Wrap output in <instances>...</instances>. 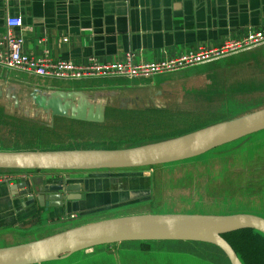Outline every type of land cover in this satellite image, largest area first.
I'll return each mask as SVG.
<instances>
[{
    "label": "crops",
    "instance_id": "obj_1",
    "mask_svg": "<svg viewBox=\"0 0 264 264\" xmlns=\"http://www.w3.org/2000/svg\"><path fill=\"white\" fill-rule=\"evenodd\" d=\"M8 17H20L22 25L8 27ZM263 26L264 0H0V40L10 31L22 36V51L31 57L47 55L76 63L91 58L113 61L127 52L135 54L137 60L166 59L200 46H218ZM19 73L0 67L1 105L12 102L17 107L36 97L48 100L60 96L72 104L82 100L94 106L105 105L106 98L120 89L118 80L124 78L55 83V79ZM68 82L80 83L66 85ZM27 173L28 180L14 182L50 184L60 178L81 176L54 170ZM111 174L88 173L85 181L75 180L85 199L69 205L68 213L59 207L47 208L44 216V208L35 210L19 202L10 188L14 182L0 183V234L8 238L41 223L55 222L58 217L87 215L98 208L139 200L145 194V177Z\"/></svg>",
    "mask_w": 264,
    "mask_h": 264
},
{
    "label": "rangeland",
    "instance_id": "obj_2",
    "mask_svg": "<svg viewBox=\"0 0 264 264\" xmlns=\"http://www.w3.org/2000/svg\"><path fill=\"white\" fill-rule=\"evenodd\" d=\"M8 71L12 70L8 69ZM19 74L25 75L27 73L21 72ZM65 81L67 80L55 79L54 82L62 83ZM118 82L121 84L120 89L115 90L114 96L106 98L104 118L107 108L128 110L154 108L162 113H170L172 116H182L187 111L195 110L203 114H213L214 117L222 121L229 120L260 109L264 105V44L181 71L152 77L121 78ZM78 83L80 82H68L66 85H76ZM226 95L230 99H234L229 104L225 103ZM29 100L28 104H19L17 107L12 102L0 105L5 112L15 113L16 117L25 116L29 119H36L34 126L36 124L43 127L53 125V120L51 122L48 116L43 115L40 108L33 112L37 105L32 99ZM208 110L211 112H208ZM59 122L62 126L66 125L64 121ZM10 123V129H14L13 126L16 124H31L29 121H19L17 123L16 118L11 119ZM110 124L107 122L106 126L109 127ZM67 128H70V126H67ZM6 129L9 130L6 126L4 128L3 126L0 127L1 132L6 131ZM61 130L62 128L58 130L60 135L62 134ZM79 130L83 132L85 138H76L74 141L75 143L79 142L78 145L84 147L88 143H93L94 147L103 148L104 146L100 142L110 140L109 137H106L109 135L113 139H131L130 129H122L120 131L121 136L118 137L112 136L113 132L110 133L109 130H106L105 136L102 138L99 136L103 135V131L96 130L93 125L83 126ZM63 138L68 143L58 144L56 141L59 137H56L57 140H52L53 137L47 138V140L39 139L42 146L40 148L46 150L66 148L71 144L69 143L71 139L65 136ZM60 139H62V136ZM253 140L255 142L248 149L249 152L246 151L247 154L224 159L218 163H207L201 170L197 166L192 167L193 171L190 170L191 167H187L188 170H186V168L180 165L178 167L175 164H172L171 168L168 166V169L166 166L165 170L160 168L163 164H157L151 165L152 169L149 168L151 166L124 168V170H119L122 171L120 173L112 169L70 171L79 174H88L87 172H90L89 174L113 173L111 174L113 176L126 174L145 177V194L142 195L140 200L126 203L119 202L115 207L98 208L87 215H83V213L72 217L69 214L64 219L58 217L55 222L47 225L41 223L42 226L40 227L29 231H18L15 234H10L8 238L0 234V248L10 244L17 245V243L21 244L36 240L48 236L54 231L60 232L79 226V224L126 215L261 214L262 201L258 203L247 192L250 190L251 182L248 181L247 185H244V179L241 181L243 177L250 179L256 176L253 173L254 171H249L252 168L247 165L249 161H242L245 155L252 158L250 162L254 163L253 165L260 163L262 166L264 163L262 159H254L255 157L259 158L257 157L260 155L259 153L264 151V130L253 135L251 143ZM15 142V139L7 140V144L10 145H14ZM243 171L247 173L243 175ZM221 187L222 190L227 189L229 195L232 196L223 197L221 195L222 191H220ZM240 194L246 195L240 197ZM262 200L264 202V198ZM47 211L48 209L44 208L41 216H44ZM93 249L76 251L67 257L36 264H229L218 247L200 241L135 240L100 244L94 246Z\"/></svg>",
    "mask_w": 264,
    "mask_h": 264
},
{
    "label": "water",
    "instance_id": "obj_3",
    "mask_svg": "<svg viewBox=\"0 0 264 264\" xmlns=\"http://www.w3.org/2000/svg\"><path fill=\"white\" fill-rule=\"evenodd\" d=\"M62 100H64L62 102ZM33 102L52 122L56 116L102 122L104 105L82 100L72 104L65 96L36 97ZM264 129V107L236 118L214 123L169 139L117 149L0 150V169L98 171L175 162L203 154L215 147ZM71 177L50 184L14 183L13 195L22 205L67 208L85 199L80 184ZM84 181V180H83ZM16 189V190H15ZM81 193H78V192ZM72 211H76L73 209ZM251 228L264 234V217L251 213L137 214L71 227L29 242L0 248V264H36L67 257L96 245L124 241L185 240L220 248L230 264H243L224 234Z\"/></svg>",
    "mask_w": 264,
    "mask_h": 264
},
{
    "label": "trees",
    "instance_id": "obj_4",
    "mask_svg": "<svg viewBox=\"0 0 264 264\" xmlns=\"http://www.w3.org/2000/svg\"><path fill=\"white\" fill-rule=\"evenodd\" d=\"M233 100L234 99L232 98L230 99L226 95L225 103L229 104ZM222 102H223V98H222ZM262 107H264V105ZM208 112L211 111L208 110ZM214 116L215 115L213 114H203L202 112L195 110L187 111L182 116L180 115L172 116L170 113H162L161 111H158L154 108H143L139 110L107 108V110L105 111L104 121L101 123L73 120L66 117H55L53 119V125L51 126L45 125L43 127L37 124L35 126L33 125L34 122H36V119H29L26 118L25 116L21 118L16 117L15 113L13 114L7 113L3 110V107L0 106V123H2L0 124V127L3 126L4 128L6 126L9 128V130L6 129V131L5 130L3 132L0 131V136H2L0 138V150H46L40 148L42 146L40 145L39 139L47 140V138L50 139L53 137L52 140H57L56 137H59V139L56 141L58 144L68 143L65 140V138H63L64 136L71 139V142H69L71 144L66 148L60 147L53 150L127 148V147L143 145L151 142L161 141L172 137L180 136L188 132L211 125L213 123L222 121L221 119H218ZM15 118L17 120V123L19 121H26V122L29 121L31 124H16L15 126H13L14 129L12 128L13 129L12 130L9 127L11 125L10 120ZM59 121H64L66 125L62 126ZM105 122L111 123L110 126L109 127L106 126ZM86 125H93L96 128V130L103 131V135L99 136L101 138L105 136L106 130H109L110 133L113 132L112 136L115 135L118 137L121 136L120 131L122 129H130L131 139L130 140H123L120 138L113 139L109 135L106 137H109L110 140H102V142H100L104 146L103 148H96L92 145L93 143H88L86 147L79 146L78 145L79 142L75 143L74 139L80 137L85 138L83 132H81L79 129ZM67 126H70V128H67ZM61 128H62L61 130L62 134L60 135V132L58 130ZM260 131L248 134L234 141L215 147L198 156L171 162V163H164L163 165H161L160 168H164L166 170V166L168 169V166L169 168H171L170 166H172V164H175L178 167L181 166L186 168V170H188L187 167H191L190 170H192V167H196V166L198 167L199 170H201L203 169V167H205V164L207 163H218L224 159L226 160L230 158H236L237 156L245 154L246 151L247 153L249 152L248 149H250L251 145L255 142V140H253L251 143L252 136ZM61 136L62 139H60ZM11 139L16 140L14 145L7 144V140L10 141ZM85 141H89V140H85ZM259 154L260 155L257 156L259 158L255 157L254 159L257 160L262 159L264 161V151H262ZM251 159L252 158L250 157L248 158L245 155V158L242 161L243 162L249 161L247 165L252 167L251 170L249 171H254L253 173L256 176L250 179L243 177L241 181L244 179V185H247L248 181L251 182L250 190L247 192H249V195L253 196L252 198H254L258 203L261 201L263 203L262 211L260 210L261 214L259 213L258 214L253 213V214L264 217V202L262 200V198H264V163L262 166L260 165V163L253 165L254 163L250 162ZM149 168L152 169V166ZM13 170H17V169H0V171H13ZM104 170H109V169H104ZM112 170H122V169H112ZM28 171H39V170H28ZM242 173L244 175L247 172L243 171ZM215 176L217 177V175ZM220 191H222L221 195L223 197L232 196L229 195V191L227 189L222 190L221 187ZM244 195L246 194H240V197H243ZM133 200L136 201V199ZM223 236L231 244V246L233 247V249L235 250V252L237 253L239 259L243 264H264V234L262 232L251 228H245V229H240L226 233ZM219 250L221 249L219 248ZM221 252L224 254L222 250ZM224 256L226 257L225 254ZM226 259L229 262L227 257Z\"/></svg>",
    "mask_w": 264,
    "mask_h": 264
},
{
    "label": "built area",
    "instance_id": "obj_5",
    "mask_svg": "<svg viewBox=\"0 0 264 264\" xmlns=\"http://www.w3.org/2000/svg\"><path fill=\"white\" fill-rule=\"evenodd\" d=\"M6 24L12 28L20 27L22 19L8 17ZM22 43V36L13 35L10 31L6 32L3 39L0 40V67L49 79L80 80L114 77L133 79L181 71L260 46L264 44V26L250 31L241 38L226 40L218 46H200L195 50L160 60L139 58L137 60L135 54L127 52L123 58L113 61H100L91 58L85 63H76L70 60H53L47 55L31 57L23 53ZM27 172L30 171H0V183L10 184L14 181H26L30 177Z\"/></svg>",
    "mask_w": 264,
    "mask_h": 264
},
{
    "label": "flooded vegetation",
    "instance_id": "obj_6",
    "mask_svg": "<svg viewBox=\"0 0 264 264\" xmlns=\"http://www.w3.org/2000/svg\"><path fill=\"white\" fill-rule=\"evenodd\" d=\"M87 173H90V172H87ZM70 174L80 175L79 173H71V172H70ZM84 175H85V173L84 174H81V176H71V178H74L76 180L80 179V180H84L85 181L87 176H84Z\"/></svg>",
    "mask_w": 264,
    "mask_h": 264
}]
</instances>
